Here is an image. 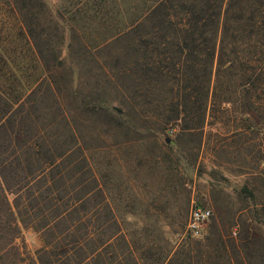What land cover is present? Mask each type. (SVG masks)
Wrapping results in <instances>:
<instances>
[{
	"label": "trees",
	"instance_id": "1",
	"mask_svg": "<svg viewBox=\"0 0 264 264\" xmlns=\"http://www.w3.org/2000/svg\"><path fill=\"white\" fill-rule=\"evenodd\" d=\"M127 1L113 12L102 4L107 0H87L72 19L121 21L120 77L129 97L140 96L154 110L168 108L165 122L190 108L201 121L216 73V85L257 104L264 117V0H130L129 8ZM16 2L29 12L9 24L17 29L9 42L26 41L27 48L0 44V264H252L257 236L248 227L240 242L218 237L214 246L211 238L219 234L213 231L211 241L196 248L186 240L174 253L145 231L140 244L124 231L62 100L63 89L71 94L69 78L52 71L65 65L61 26L35 10L45 12L44 0ZM72 34L78 37L76 28ZM44 98L54 100L49 120ZM78 102L81 113L104 117L114 130L137 129L131 112L110 109L103 97ZM7 185L16 191L13 203ZM21 224L42 238L35 252L21 240ZM196 249L207 258L196 260Z\"/></svg>",
	"mask_w": 264,
	"mask_h": 264
},
{
	"label": "rangeland",
	"instance_id": "2",
	"mask_svg": "<svg viewBox=\"0 0 264 264\" xmlns=\"http://www.w3.org/2000/svg\"><path fill=\"white\" fill-rule=\"evenodd\" d=\"M44 1V13L34 9L46 19L58 22L64 33L65 65L52 69L54 74H66L69 78L67 86L71 94L67 95L69 91L63 89L62 100L68 105L77 135L83 137L99 167L103 196L113 205L124 231L137 244L146 232L160 240L156 244L174 253L183 249L186 240H192L196 248L197 243L211 239L212 245H220L218 237L240 242L241 231L243 236L248 227L255 229L257 236L255 247L249 249L248 263L264 264L262 109L237 98L231 88L216 85L214 73V87L201 121L197 108H190L165 122V115H170L168 108L154 110L140 96H128L132 90L126 88L127 82L120 77L122 47L116 31L122 23L118 17L113 21H74L73 11L83 7L87 0ZM102 4L114 12L120 0ZM27 12L28 7H20L16 0H0V44L27 48L26 41L9 42L17 32L16 27L9 29V24L24 21ZM131 16L128 12L124 20ZM72 27L78 34L75 39ZM82 97L86 100L103 97L110 109L118 108L128 115L131 112L136 131L114 130L101 122L104 117L81 113L78 101ZM53 103V98H44L48 120L55 115L50 113L55 109ZM6 191L13 203L15 189L7 185ZM193 206L211 210L210 218L197 233L188 228ZM213 231L219 235L212 237ZM21 240L31 252L43 245L40 234L22 224ZM195 253L196 260L207 258L203 252L197 256V249ZM212 260L214 263L216 256ZM219 260V264H226L225 260Z\"/></svg>",
	"mask_w": 264,
	"mask_h": 264
},
{
	"label": "built area",
	"instance_id": "3",
	"mask_svg": "<svg viewBox=\"0 0 264 264\" xmlns=\"http://www.w3.org/2000/svg\"><path fill=\"white\" fill-rule=\"evenodd\" d=\"M210 216H211L210 209L202 206H193L190 213L188 228L193 233L199 232L201 224L207 219H209Z\"/></svg>",
	"mask_w": 264,
	"mask_h": 264
}]
</instances>
